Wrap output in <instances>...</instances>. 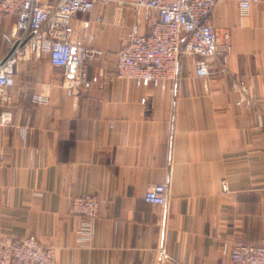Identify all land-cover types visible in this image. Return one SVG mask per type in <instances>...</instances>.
I'll return each instance as SVG.
<instances>
[{"label":"crops","instance_id":"crops-1","mask_svg":"<svg viewBox=\"0 0 264 264\" xmlns=\"http://www.w3.org/2000/svg\"><path fill=\"white\" fill-rule=\"evenodd\" d=\"M212 17L232 50L228 69L217 60L208 78L187 56L161 86L117 77L136 21L117 2L74 22L81 42L79 21L91 22L88 74L104 86L68 90L47 54L20 63L11 99L0 95V112L12 111L0 127V239L34 234L55 243L57 264H230L225 241L264 244V0L247 11L218 0ZM16 20L0 12V61ZM242 93L259 103L238 104ZM40 94L46 103L34 101ZM154 183L167 184L165 206L145 200ZM87 193L99 197L90 224L70 211Z\"/></svg>","mask_w":264,"mask_h":264},{"label":"built area","instance_id":"built-area-1","mask_svg":"<svg viewBox=\"0 0 264 264\" xmlns=\"http://www.w3.org/2000/svg\"><path fill=\"white\" fill-rule=\"evenodd\" d=\"M218 0H0V12L13 13L17 20L11 31V50L0 61V95L11 97L7 89L16 83V73L21 62L47 54L53 65L60 68L63 84L72 92H83L92 83L104 86L99 74L89 77L87 60L95 35L89 32L91 22L79 21L85 42L76 34L75 20L80 14H88L98 5L112 2L129 6L136 16L127 43L118 53L119 78L132 79L136 85L161 86L174 80L179 72L182 57H191L198 76L208 78L213 63L220 60L223 70L228 69L232 50L226 34L221 42L214 25L212 10ZM262 0H237L242 11ZM80 20V19H79ZM96 20L101 21L100 15ZM146 25L148 31L140 32ZM233 87L242 90L237 82ZM45 95H36V103H46ZM146 101V97L142 99ZM257 99L241 94L238 104L251 106ZM12 122V111L0 112V127ZM264 137V121L261 124ZM5 148L0 145V168L4 165ZM223 192L229 191L226 180ZM166 183H154L147 187L145 200L159 206L168 202ZM99 197L87 193L72 199L70 211L82 217L87 224L96 218ZM162 257H168L164 248ZM223 252L229 254L230 264H264V244L238 242L230 246L224 242ZM57 245H45L36 235L25 237L4 236L0 239V264H57Z\"/></svg>","mask_w":264,"mask_h":264}]
</instances>
